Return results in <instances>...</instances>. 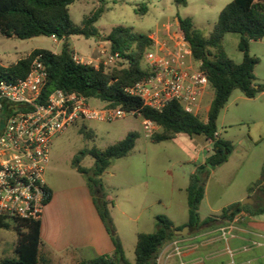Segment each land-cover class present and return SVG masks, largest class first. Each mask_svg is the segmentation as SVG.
Here are the masks:
<instances>
[{
  "label": "trees",
  "instance_id": "obj_1",
  "mask_svg": "<svg viewBox=\"0 0 264 264\" xmlns=\"http://www.w3.org/2000/svg\"><path fill=\"white\" fill-rule=\"evenodd\" d=\"M74 1L0 0V34L2 36L27 40L55 35L62 40L58 53L40 48L34 49L26 57L7 67L0 65L1 80L25 77L32 60L35 56L41 55V61L47 71V80L42 90L43 99L52 91L60 89L67 93H77L87 99H98L110 107L137 111L143 119L153 122L162 129V134L152 137L154 142L173 139L174 134H185L190 137L200 135L206 140L214 138V133L217 132L218 116L234 90H239L244 97L250 99L264 92V84H256L253 75L257 60L248 54L249 42L264 38V0L229 2L218 14L216 24L208 38L194 27L189 18H178L191 47L193 58L200 62L199 67L206 73L213 90V97L205 118L185 112L176 101L170 102L159 112L143 106L139 98L130 96L124 91L126 87L147 76V71L140 66L143 53L150 45V38L147 35L137 34L122 26L111 29L108 35L109 53L117 54L119 62H126V67L120 63L119 66L105 72L103 65L95 68L93 65L76 64L72 60L73 51L69 40L72 36L100 37L94 24L104 11V0H96L100 2V6L85 16L80 26L73 24L69 17V5ZM175 2L186 4L185 0H175ZM146 10L144 6L138 11L143 15ZM228 33L240 36L237 47L243 54V58L239 64L229 59L223 51L221 40ZM135 139L136 133L129 132L122 140L105 149H84L75 154L72 159L71 166L87 179L98 215L111 236L114 246L111 255L80 260L77 264H156L161 249L174 239L181 237L174 234V230L181 229V226L174 229L166 216L157 215L155 231L137 235L134 262L131 263L124 257L121 241L112 227L110 202L106 199L102 188L101 175L110 166L111 160L123 158L130 153L134 148ZM211 151V155L206 158L204 164L199 165L190 175L185 189L188 207L186 226L190 231L198 230L201 225L214 222L217 217L230 221L235 214L248 207L239 202L234 203L223 208L219 215L200 221L198 207L204 196L208 170L227 162L233 152V146L229 141L218 137L214 139ZM84 156L93 159V165L90 168L80 166V160ZM262 173L264 177V162ZM255 188L256 185L251 186L249 190L254 191ZM49 199L50 190L48 189L44 205ZM6 221L5 218L0 217V230L9 227ZM15 223L16 258H3L0 264H43L39 260L41 243L39 219H24Z\"/></svg>",
  "mask_w": 264,
  "mask_h": 264
},
{
  "label": "rangeland",
  "instance_id": "obj_2",
  "mask_svg": "<svg viewBox=\"0 0 264 264\" xmlns=\"http://www.w3.org/2000/svg\"><path fill=\"white\" fill-rule=\"evenodd\" d=\"M231 1L185 0L184 5L175 0H104V11L94 24L100 37L72 36L69 43L72 51L93 61V64L99 59L104 71L109 72L123 63L104 64L99 55L102 49L109 53L108 35L113 27L122 26L137 34L150 36L174 18H189L194 27L208 38L218 14ZM99 6L100 2L96 0H75L69 5L71 22L80 26L83 18ZM144 6L147 10L141 15L138 10ZM239 40L240 36L234 33L225 34L221 40L224 53L236 64L243 58L237 47ZM61 45V40L54 42L45 36L20 40L0 34V65L7 67L37 48L58 53ZM248 54L257 60L253 69L255 83L264 84V38L249 42ZM122 65L127 66L126 62ZM140 66H145L143 58ZM212 97L213 90L210 91L207 103ZM88 105L94 109L108 106L95 98H89ZM142 120V116L131 115L112 121L81 119L59 134L50 148V156L59 167L69 170L67 167L71 166L73 156L79 151L91 148L102 150L122 140L129 132L136 133L134 148L130 153L123 158L111 160L110 166L101 175L105 196L109 194L114 201L113 205H116L113 214L110 213L112 227L122 243L124 257L131 263L135 259L133 233L136 229L154 230L150 229L151 217L168 216L177 224L187 221L184 187L188 185L191 171L195 167L192 157L198 148L206 145L203 136L190 137L185 134H174L173 139L154 142L152 137L162 134V129L157 126L153 135L146 137ZM216 126L220 137L232 144L233 152L227 163L208 170L205 183L207 202L202 200L198 207L201 217L211 214L209 205L215 209L233 201L243 192L252 196L254 192H264L263 187H258L264 182V96L250 99L239 90H234L221 110ZM248 136L258 142L251 144ZM79 164L90 168L93 159L84 156ZM83 179L87 182L85 176ZM254 185L255 190L250 191L249 188ZM246 198L253 200L251 197ZM254 198H257L256 194ZM174 203H180V206L174 207ZM119 209H125L127 217L120 215ZM6 222L9 227L0 231V256L3 252L4 256L16 258L15 252L11 251V238L16 237L17 240L14 230L16 223L13 220ZM153 222L156 228L155 219ZM145 223H148L146 227Z\"/></svg>",
  "mask_w": 264,
  "mask_h": 264
},
{
  "label": "built area",
  "instance_id": "obj_3",
  "mask_svg": "<svg viewBox=\"0 0 264 264\" xmlns=\"http://www.w3.org/2000/svg\"><path fill=\"white\" fill-rule=\"evenodd\" d=\"M150 45L143 53L147 76L124 91L141 100L143 106L161 112L176 101L193 116L205 118L209 110L207 98L212 90L200 62L193 58L178 18L162 25L150 36ZM56 42L55 35L49 37ZM104 64L119 62L117 54L99 50ZM76 64H96L75 51ZM47 71L41 55L32 60L27 75L13 80L0 79V217L18 222L39 219L48 195L45 172L50 161L53 140L81 119L112 121L125 116L141 117L137 111L121 107L90 108L88 99L77 93L56 89L43 99L42 90ZM146 137L155 132L153 122L143 119ZM214 138L206 141L212 146ZM224 231V230H223ZM224 234V232H223ZM172 253L180 256L178 241H171ZM184 264V263H180Z\"/></svg>",
  "mask_w": 264,
  "mask_h": 264
},
{
  "label": "crops",
  "instance_id": "obj_4",
  "mask_svg": "<svg viewBox=\"0 0 264 264\" xmlns=\"http://www.w3.org/2000/svg\"><path fill=\"white\" fill-rule=\"evenodd\" d=\"M263 94L264 92L258 94L256 98L263 97ZM248 139L251 144L258 142L257 139L255 140L251 136H248ZM205 142L206 145L198 148L192 157L195 167L191 174L195 172L199 165L204 164L206 158L212 153L211 146L206 139ZM231 155L228 160H230ZM67 168L70 171L66 168L61 169L57 161L50 156L45 172V180L50 190V199L44 205L39 216L41 241L39 260L43 264H77L80 260L92 259L100 255H111L114 250L111 236L107 233L98 215L93 195L87 182H84V175L78 173L72 166ZM187 186L184 187V191ZM206 187L202 200L207 202ZM258 187L264 188V182ZM254 193L257 198H254L255 194L252 196V194L249 195L243 192L233 201L215 209L208 203L211 214L201 217L198 212L201 222L207 217L219 215L223 208L231 204L241 203V200L246 197L253 199V202L246 204L248 207L235 214L232 220L228 221L217 217L214 222L201 225L198 230H189L187 236L174 239L180 244V256L172 253L170 243L166 244L161 249L156 264H264V192L257 191ZM106 199L110 202L109 211L113 214L116 205H113L114 201H112L109 194ZM179 206L180 203H174V207ZM118 211L121 212L120 215L127 217L125 209H119ZM255 211L258 212L250 214L255 213ZM156 216L151 217L150 220V229L154 230L136 229L133 233V252L139 233H152L155 231L153 221ZM166 217L168 218V216ZM168 219L174 229L180 226L183 227L187 223L186 221L177 224L170 218ZM147 225L148 223H145L144 227ZM15 244L16 237L11 238L12 252H14ZM4 255L1 252L0 260L13 258L11 255Z\"/></svg>",
  "mask_w": 264,
  "mask_h": 264
},
{
  "label": "water",
  "instance_id": "obj_5",
  "mask_svg": "<svg viewBox=\"0 0 264 264\" xmlns=\"http://www.w3.org/2000/svg\"><path fill=\"white\" fill-rule=\"evenodd\" d=\"M59 40H61V38H58ZM103 39V38H101ZM103 40H107V39H103ZM253 201L249 198L243 199L241 201L242 205H246V204H251ZM174 234L177 236H181V237H185L189 234V227L188 226H183L181 229H175L174 230Z\"/></svg>",
  "mask_w": 264,
  "mask_h": 264
}]
</instances>
